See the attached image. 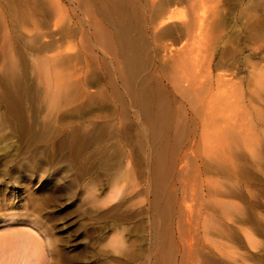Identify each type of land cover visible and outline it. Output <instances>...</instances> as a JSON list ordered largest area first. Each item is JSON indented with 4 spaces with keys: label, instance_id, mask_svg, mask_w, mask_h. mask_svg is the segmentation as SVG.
<instances>
[{
    "label": "rangeland",
    "instance_id": "obj_1",
    "mask_svg": "<svg viewBox=\"0 0 264 264\" xmlns=\"http://www.w3.org/2000/svg\"><path fill=\"white\" fill-rule=\"evenodd\" d=\"M30 1L0 0V235L37 234L42 264H264V0H136L159 88L192 59L159 138L113 107L102 0ZM202 91L227 107L193 118Z\"/></svg>",
    "mask_w": 264,
    "mask_h": 264
},
{
    "label": "bare ground",
    "instance_id": "obj_2",
    "mask_svg": "<svg viewBox=\"0 0 264 264\" xmlns=\"http://www.w3.org/2000/svg\"><path fill=\"white\" fill-rule=\"evenodd\" d=\"M13 1H14L13 4H15L16 6L21 4L20 6L23 7V9H25L26 14L29 13V11L31 9V1L30 0H13ZM53 1L55 3H57L56 0H53ZM82 1L86 2V3L88 2L86 0H82ZM123 1L119 0V2H115V1H112V0H107V1L106 0L105 1L102 0L101 4H103L105 7H104V9L101 6L99 7L100 13L103 14L102 16H103L104 20H106V22L108 21V25H109V23H112L110 21H113L114 29L116 31V33H115V31L113 32V34H114L113 35L112 33L104 30L106 28H104L103 26L102 27L104 28L103 29L104 31H101L102 29L101 30L97 29L100 33H102L101 37L105 40V41H101V42H103V43L105 42L108 47H109V45H111L110 41L111 42L117 41V43L121 42V44H122L121 47L123 49V51L121 50L122 53L120 54L119 57L118 56L117 57L114 56V58L116 59V63H115V59L111 60V62H109V60L108 61L106 60L108 63L106 61H104L102 66H104L103 68L106 69V73L108 71L109 74H110L109 84H111L110 87H112V92L111 93L114 94L115 98L118 101V102H114V106L113 105L112 106L117 111L121 112V115H123L125 117L126 116L129 117L128 114L130 113V111L133 113V114L131 113L132 116L135 115L136 117H142L141 120L145 121V123H147L149 125V128H150V129H148V128H146V126H144L142 124L141 125L142 130L144 129V132H147V131L150 132L151 135H153L155 138H157L158 136L160 137L161 134H163V133L165 134V132L171 130V127H169L170 124H168L167 122L170 121V115H171V113H173L172 112L174 110L173 109V107H174L173 105L175 103H177V99L175 98V95H173V94H175V93L177 94V91L180 94V90L181 89L184 92H187V93L190 94V92H188L190 89H187V86L189 88V85H186V89L185 88L183 89V86L181 87V86H178V85H181L180 80H179L181 78L179 76L182 77L181 80H183V78H184V76H182V73L180 71L183 69L181 67L186 62L185 57H187L189 59H191V58L188 57V56L184 57L183 56L184 53L181 54L182 53L181 51L182 50L184 51V48L182 50L180 49L178 51L180 54L176 58L173 57L174 59H172L171 60L172 62L170 63V65H168L170 67V71L169 72H172L171 73L172 76L169 75V77H167V78H169V81L173 85L174 90L173 91L161 90L159 88V82H158L159 80H156L155 76L152 74V72L150 70V68L152 66V61L151 60L154 59V58H152V59L149 58V60H147L146 57H153V56H151L148 53L149 50L147 49L145 39L144 40L140 39V37H142V35L145 36V26H146L145 21L146 20L144 21L145 18H144V15L142 13V10H141V12L139 11L138 14H141V16H138V17H137L138 14L135 12V10H136V8H137V11L140 10L141 7L139 5H141V3L136 2V0H128V3H126L127 1L125 2V0H123ZM137 1H140V0H137ZM188 1L192 2V0H188ZM205 1L206 0H202L201 2H205ZM171 2L172 3H176L175 0H172ZM171 2H169L170 5H172ZM211 2L214 3L215 0H210L208 3L211 4ZM156 13L158 15V18H161L163 15L168 13L167 9H166V6H163V4L158 5ZM26 14H24V15H26ZM22 16H23V14H22ZM92 16H94V15H92ZM168 16H167V20L172 18V17H170V16L168 17ZM158 18H156V16H154L153 20L149 19L150 22L148 24L149 25L150 24L153 25V24L157 23L159 25L160 24V22H159L160 20H158ZM93 19H94V23L97 22V20H96L97 18L96 17H94ZM134 21H137V22H134ZM140 22L144 23V25L142 27L139 26ZM99 25L100 24H98V26ZM140 25H141V23H140ZM117 28L120 31L116 30ZM190 28L188 27L187 33L189 31V33H191V35H192V34H194L193 33L194 30L192 32H190V30H189ZM156 29H158V28H156ZM132 30H137V31L140 30L141 36L139 37V34L137 35L138 37L132 36L131 35ZM110 31H112V30H110ZM177 31H178V29H177ZM183 32L185 33V31H183ZM168 33H169V31H168ZM177 34H179V36L182 35V31H178ZM158 36H159L158 39H160V37L163 38L161 34L158 35ZM179 39H181V38H179ZM98 40H100V39H98ZM108 42H109V44H108ZM141 42H142V44H141ZM102 46L105 47L104 45H102ZM116 48H117V46H116ZM160 49H161V47H160ZM106 50H107V48H106ZM109 50H111V49H109ZM114 51H116L115 48H114ZM115 55H118V54L115 53ZM110 56H112L111 53H110ZM191 60H189V61H191ZM165 70H169V68L167 67V69H165ZM186 72L187 71H185V73ZM179 73L181 75H179ZM183 75H186L185 78H187V76H188L187 74H183ZM188 77H190V80L192 79L191 75H189ZM221 77H223V76H221ZM153 79L156 80V81L154 82ZM121 80H122L121 85L117 86V84ZM184 84H185V82H184ZM110 90H111V88H110ZM201 90L204 91V89H201ZM194 91H192V92H194ZM203 91L201 93V95H202L201 98H199L200 96L198 97V96L195 95V97L193 96L195 98V102L191 101L188 104L192 108L191 115H192L193 118L196 117V115H198V114H202V115L211 114V117H213V115L215 113L214 111L217 108L219 109V110L218 109L217 110L220 113V111H221L220 107L221 108L227 107V106H225V104L219 103V102L216 101L217 108H215V110L213 111L212 109H214L213 107L215 106V104L213 106H210L211 102H209L207 100L206 101L208 103H206L204 100L201 101L202 97L204 98V96H203L204 92ZM85 92H87V91L85 90ZM170 93H172L173 96H171ZM112 95H111V98H112ZM183 97H184V95H182V97H180V98H183ZM219 97H220V95H219ZM227 98H229V96ZM186 99L187 98L185 97V100ZM189 99L190 98H188L187 100H189ZM209 99H211V97ZM217 99H215V100H217ZM220 99H221V97H220ZM105 101H103V102H105ZM182 102L186 103L187 101H185V102L182 101ZM175 106H176V104H175ZM180 106H181V104H180ZM210 109L212 111H210ZM112 110H114V109H112ZM181 111L183 112V110H181ZM185 111H188V110H185ZM209 111H210V113H209ZM211 112H213V114ZM215 114H217V113H215ZM185 117H184V119H185ZM207 117H208V119L205 120L204 122H208L210 117H209V115ZM202 118L205 119L204 116H202ZM179 123H181V122H179ZM99 124L100 123H98V125ZM180 126L181 125L179 124L178 128L176 127L177 133L182 131V129H180L181 128ZM100 127L101 126L99 125V128ZM99 128H98V130H99ZM182 128H184V125L182 126ZM105 129H107V127ZM103 130L104 129H102V131ZM113 131H114V129H113ZM146 134L148 135V133H146ZM105 165H107V164H105ZM159 181H161V180H159ZM161 215L164 216L163 210L161 211ZM222 218L223 219H228L229 217L228 216H224ZM204 220H205V222L207 221L206 218ZM166 222H167V219H166ZM164 226H163V228H164ZM164 229H166V228H164ZM164 229H163V231H164ZM161 230H159V231H161ZM241 231L244 232L246 239L249 242H251L252 239L250 238L249 233L247 231L242 230V229H241ZM163 235H165V231H164ZM170 256H171L170 255V251L169 250L166 251V254H164V256H163V260H170L171 261L172 258ZM44 257H45L44 256V245H43V242L40 240V237L37 234L32 233V232H24V231L12 229V230H8L4 234L0 235V264H42ZM198 262L195 263V264H200ZM163 263L164 262H160L158 264H163ZM193 263L194 262H192L191 264H193ZM166 264H177V263H174V262L171 261L170 263H166ZM179 264H181V263H179Z\"/></svg>",
    "mask_w": 264,
    "mask_h": 264
}]
</instances>
